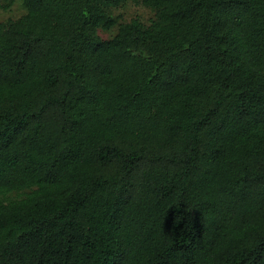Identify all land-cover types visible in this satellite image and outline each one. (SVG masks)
<instances>
[{
    "label": "trees",
    "instance_id": "obj_1",
    "mask_svg": "<svg viewBox=\"0 0 264 264\" xmlns=\"http://www.w3.org/2000/svg\"><path fill=\"white\" fill-rule=\"evenodd\" d=\"M123 1L0 21V264H264V0Z\"/></svg>",
    "mask_w": 264,
    "mask_h": 264
},
{
    "label": "rangeland",
    "instance_id": "obj_2",
    "mask_svg": "<svg viewBox=\"0 0 264 264\" xmlns=\"http://www.w3.org/2000/svg\"><path fill=\"white\" fill-rule=\"evenodd\" d=\"M8 0H0V4L6 5ZM25 12L21 0H13L8 7H0V21L14 19ZM112 15L117 19V23L138 18L142 23L148 24L153 18L154 12L149 7L143 5L140 0H124L119 6L111 9ZM117 26L108 30H98V34L103 39L110 38L116 32Z\"/></svg>",
    "mask_w": 264,
    "mask_h": 264
}]
</instances>
